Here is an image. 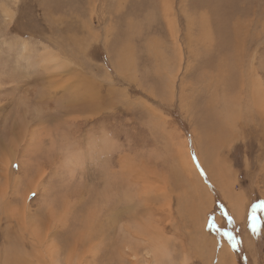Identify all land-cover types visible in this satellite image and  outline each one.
<instances>
[{
  "label": "rangeland",
  "instance_id": "obj_1",
  "mask_svg": "<svg viewBox=\"0 0 264 264\" xmlns=\"http://www.w3.org/2000/svg\"><path fill=\"white\" fill-rule=\"evenodd\" d=\"M11 148L0 264H39L32 227L61 264L151 259L152 234L162 264H221L225 243L264 264V0H0Z\"/></svg>",
  "mask_w": 264,
  "mask_h": 264
},
{
  "label": "bare ground",
  "instance_id": "obj_2",
  "mask_svg": "<svg viewBox=\"0 0 264 264\" xmlns=\"http://www.w3.org/2000/svg\"><path fill=\"white\" fill-rule=\"evenodd\" d=\"M56 59V58H55ZM61 62V61H60ZM76 86V85H75ZM88 86V85H87ZM82 100V99H81ZM83 101V100H82ZM24 103V102H23ZM94 105V104H93ZM88 106V105H87ZM89 108V107H88ZM11 147V146H9ZM16 151V149H15ZM14 151V153H15ZM180 155L182 156V159L183 160V164H184V168H185V171H187V173H194V166L189 158L188 155H186L184 153V151L182 149H180L179 151ZM10 154V155H9ZM13 154V150L12 148L10 150H8V154L7 156L4 157V159L2 160V158L0 159V181L1 180H4V182H6L8 185L10 186H17L18 185H21L22 183V179L21 177L16 174V172L14 171L13 167H12V164L10 162V157L11 155ZM16 157V156H15ZM20 157V156H19ZM13 158V157H12ZM31 168V167H30ZM19 169V168H18ZM184 170V169H182ZM24 172V171H23ZM26 173V172H25ZM42 176V175H41ZM25 177V176H24ZM33 180V179H32ZM198 182V181H197ZM196 185V184H195ZM12 186V188H13ZM19 190V188H17ZM15 189V188H14ZM7 190V189H5ZM5 195V194H4ZM8 195V194H7ZM5 195V204L9 205L12 201V198L10 199L11 196H7ZM29 195V191L26 192L23 196H25L23 199L24 201H26L27 197ZM199 196V197H198ZM197 197V200L200 202L201 204V196H200V193L199 195L196 196ZM17 198V197H16ZM199 198V199H198ZM10 199V201H9ZM227 199V198H226ZM232 199V198H231ZM28 200V199H27ZM228 200V199H227ZM240 200V199H239ZM197 201V202H198ZM243 201V200H242ZM27 205V204H26ZM27 208V207H26ZM17 210V209H16ZM8 212V211H7ZM13 211H11L12 213ZM235 212H238V216L241 215L243 216V214L245 213V211L243 210V206L238 209V210H235ZM10 213V212H9ZM246 214V213H245ZM20 215V214H19ZM12 216V215H11ZM15 216V215H14ZM19 222V221H18ZM23 223V222H22ZM21 223V224H22ZM150 224V223H149ZM38 228V227H37ZM153 229V228H152ZM155 229V228H154ZM150 229L147 228L146 226H144V233L143 235H147V232L149 231ZM158 230V229H156ZM22 231V230H21ZM160 231V230H159ZM162 232V231H161ZM163 233V232H162ZM89 234V233H88ZM10 235V234H9ZM14 235V234H13ZM33 235V239L35 240L33 242V252L31 253L32 256H36L37 258H34L36 260L39 261V264H61L58 257H59V247H57L51 240L48 241L50 234H48V236H45L43 235L39 230H36V228L32 227V232H31V236ZM139 237L140 235L137 234ZM142 235V236H143ZM149 235V234H148ZM151 235V233H150ZM161 235V234H160ZM199 237H202L201 239ZM10 238V237H9ZM14 238V237H13ZM52 238V237H51ZM141 238V237H140ZM142 239V240H141ZM140 241H145L146 238H141ZM168 238H166L165 236H158V235H151L150 236V244L149 245V242H146L145 244H148L149 247H151V251L152 253L154 254L153 257L150 259L149 258V254H150V251H147V254L146 257H138L137 254L135 253L134 256V260L132 263L133 264H141L143 263V260L147 262V264H162L161 262V255H163L164 257L165 256H169L170 254H168V248H167V240ZM200 239L202 245H200L198 243V246L200 249L203 250V248L206 246V239L204 238L203 236V232H200V234L198 235V240ZM22 242V241H21ZM139 246L143 245L142 242H139L137 241ZM11 243V241H10ZM24 243V242H23ZM137 245V247H138ZM25 245L24 244H21V250L22 252H18V254L20 256H23V254H28L27 251H26V248L24 247ZM214 246V245H213ZM16 248V247H14ZM20 248V247H19ZM17 249V248H16ZM172 249V248H171ZM12 250V249H10ZM16 252V251H15ZM95 252V251H94ZM159 253L158 256L156 255V253ZM36 253V254H34ZM233 250L230 248V246L225 243L222 247V251H221V254H220V260H221V264H232L234 262V257L235 255L233 254ZM139 254V253H138ZM16 255V254H15ZM72 255V254H71ZM70 255V256H71ZM6 256V255H5ZM92 256H95V253H93ZM9 257V256H8ZM158 257V258H157ZM16 258V257H15ZM24 258V257H23ZM27 258V256H26ZM157 258V259H156ZM29 259V258H28ZM33 260V259H32ZM79 260V259H78ZM25 261V260H24ZM30 261V260H29ZM34 261V260H33ZM80 261V260H79ZM75 263V262H74ZM65 264H69V261L66 260L65 261ZM72 264V263H71ZM90 264V262H89ZM173 264V263H172Z\"/></svg>",
  "mask_w": 264,
  "mask_h": 264
},
{
  "label": "snow or ice",
  "instance_id": "obj_3",
  "mask_svg": "<svg viewBox=\"0 0 264 264\" xmlns=\"http://www.w3.org/2000/svg\"><path fill=\"white\" fill-rule=\"evenodd\" d=\"M257 207L264 208V204L254 206V208H253V221H255V219H256V217H255V210H256ZM253 230L255 231V224L253 225ZM228 235H229V238L231 239L232 238L231 237V234L229 233ZM233 246H235V243L233 244Z\"/></svg>",
  "mask_w": 264,
  "mask_h": 264
},
{
  "label": "trees",
  "instance_id": "obj_4",
  "mask_svg": "<svg viewBox=\"0 0 264 264\" xmlns=\"http://www.w3.org/2000/svg\"><path fill=\"white\" fill-rule=\"evenodd\" d=\"M239 247H240V245H239Z\"/></svg>",
  "mask_w": 264,
  "mask_h": 264
}]
</instances>
